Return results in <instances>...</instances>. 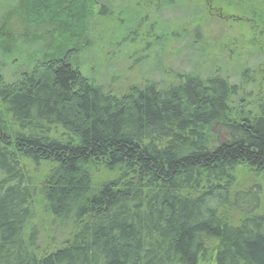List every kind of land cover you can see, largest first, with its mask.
<instances>
[{
    "label": "trees",
    "instance_id": "1",
    "mask_svg": "<svg viewBox=\"0 0 264 264\" xmlns=\"http://www.w3.org/2000/svg\"><path fill=\"white\" fill-rule=\"evenodd\" d=\"M7 1L0 264H264V191L236 185L240 169L264 177V44L236 63L208 56L198 24L188 34L187 27L157 33L158 20L172 26L161 15L178 16L193 0H155L154 21L140 46L129 42L127 58V71L149 70L121 91L122 77H89L80 56L96 14L110 17L128 0ZM237 8L255 19L256 48L264 42V0ZM174 46L189 54V71L165 70L163 50ZM17 54L28 66L8 83L3 61ZM42 165L48 173L33 180ZM37 211L66 236L63 244L41 246Z\"/></svg>",
    "mask_w": 264,
    "mask_h": 264
},
{
    "label": "rangeland",
    "instance_id": "2",
    "mask_svg": "<svg viewBox=\"0 0 264 264\" xmlns=\"http://www.w3.org/2000/svg\"><path fill=\"white\" fill-rule=\"evenodd\" d=\"M233 1V3L231 1L229 3L228 0H193L190 8L185 6L182 12L177 11L179 13H177L178 16L173 15V13H164L161 15V18L163 17L167 21H170L172 26H169V23H163L158 20L156 23L157 33L160 35L164 28L172 32H178V30H183L187 27L186 29L188 30L186 32L188 34L193 30L192 28L198 24V26L204 28L206 32V34L204 33L202 35L201 41H207V43L211 44V49H208V56L215 58V55L223 56L222 54H227V58L229 56L233 57V61L236 63L239 61L238 58H241L240 54L245 55L246 52H250L252 49H254L255 52L257 50L261 52L260 48L264 42L261 40V43L259 42L260 44H258L256 48L251 47L252 42H256V33L254 34L250 29V26L256 28L255 19L252 18L249 13L245 14L244 10H239L237 8V4L240 0ZM9 4L10 1L0 0V16L5 13ZM151 4H156L155 0H149L146 8H143L142 0H128L120 10L114 11L110 17L102 19L101 16H98V13L96 14L95 20L90 26L92 30V42L88 51L80 56L82 70L85 75L89 77L95 76L96 80H101L104 83L110 81L109 79L113 75L115 77H122L121 82L119 81L120 83L116 84L118 85V89L122 91L125 90V86H128L131 81L136 82L137 75L141 78L143 73L149 70V66L147 65L141 69V72L138 67L134 68L132 71H127V68L131 66L130 64L132 63L131 61H127V58L132 54V46L129 42L136 39V44H134V46H140L141 38L144 37L149 25L154 21V15L150 14ZM239 7L241 9L242 6L239 5ZM195 8H198L200 14ZM226 8L228 9L227 11L224 10ZM1 9L5 10L1 11ZM193 12H195V14ZM10 40L11 42L14 41L11 37ZM100 46L105 47V49H102ZM38 49L40 48L37 47L31 51L34 52ZM177 49H179V47L174 46L173 49L163 50L165 52L162 51L164 53L163 63L165 65V70L171 75L176 71L187 72L190 70L191 58L188 57L189 54L186 51L181 53L175 51ZM27 55L29 54L27 53ZM148 55L149 53L143 52L140 56L137 54V58ZM102 57L106 59L114 57L118 62L108 65V62H104ZM227 58L225 59L226 62ZM225 61L224 64L220 65H226ZM3 62L5 66L3 76L8 83H13L17 80L18 76L23 72V68L28 66L26 57L20 54H17V56L13 55L9 59H4ZM154 63L156 62L154 61ZM254 63L256 62L252 63L253 66H255ZM257 64V66L262 69V63L260 62ZM244 65L245 60H243L242 66ZM171 75L169 77H171ZM260 75L262 78V74ZM151 76L154 77L155 80L162 79L158 71L151 73ZM261 78L258 81V85L261 87L260 89H262L264 84ZM101 81L100 83H102ZM33 170L34 169H32V171ZM46 173H48L46 165H42L40 169L36 170L35 175L32 173L33 180L42 181ZM254 184H260L264 191L263 176L256 177L253 173L247 172L244 169L238 170L236 173L237 188L247 189ZM36 214L37 218L35 220V225L39 230L38 241L41 246L45 249L48 247L49 249L50 247L48 244L50 243L56 242V245L63 244L66 236H61L59 232L55 233L52 227L49 228V220L43 213L37 211ZM209 264H214V262L212 261V263Z\"/></svg>",
    "mask_w": 264,
    "mask_h": 264
}]
</instances>
